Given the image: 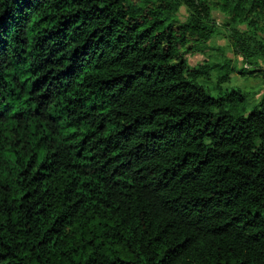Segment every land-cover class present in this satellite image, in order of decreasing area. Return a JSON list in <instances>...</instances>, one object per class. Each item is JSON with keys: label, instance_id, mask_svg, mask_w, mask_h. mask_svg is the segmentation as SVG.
<instances>
[{"label": "trees", "instance_id": "1", "mask_svg": "<svg viewBox=\"0 0 264 264\" xmlns=\"http://www.w3.org/2000/svg\"><path fill=\"white\" fill-rule=\"evenodd\" d=\"M220 30L264 72V0H0V264H264V92L185 59Z\"/></svg>", "mask_w": 264, "mask_h": 264}, {"label": "rangeland", "instance_id": "2", "mask_svg": "<svg viewBox=\"0 0 264 264\" xmlns=\"http://www.w3.org/2000/svg\"><path fill=\"white\" fill-rule=\"evenodd\" d=\"M185 10L183 7L178 12V18L183 19ZM213 18L221 21V15L212 11ZM264 39V35H262ZM189 66L205 63L209 66L206 75L200 76L196 82L202 85L211 96H216L230 90H236L244 96L243 108L249 111L262 98L264 92V72L249 73L242 70V62L235 55L223 31L212 36L203 48L202 52L185 55ZM227 74L226 78L219 77Z\"/></svg>", "mask_w": 264, "mask_h": 264}]
</instances>
